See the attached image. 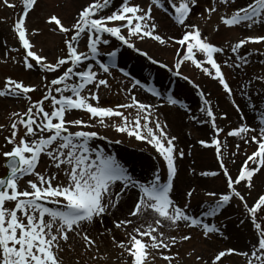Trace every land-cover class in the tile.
<instances>
[{"label": "snow or ice", "instance_id": "6c2138e0", "mask_svg": "<svg viewBox=\"0 0 264 264\" xmlns=\"http://www.w3.org/2000/svg\"><path fill=\"white\" fill-rule=\"evenodd\" d=\"M4 3L14 7L9 0ZM198 3L199 0H151L149 5L142 7L134 0H119L118 4H114V0H85L68 18L56 13L47 17V24L53 26L50 30L67 37L63 41L65 54L49 60L30 38L39 30H29L26 24L29 12L38 6V0H23L22 12L12 25L24 50L21 63L27 70L56 75L50 80L46 75L41 76L45 92L38 100H33L30 95L37 85L25 84L12 77H6L3 89H0V98L25 102L23 111H11L7 125L0 124V129L7 128L10 132L0 145V169L4 172L0 176V264H65L62 253L66 248L72 249L69 241L75 237L82 239L85 249L99 254V244L89 234V228L97 223L103 225L106 216H114L122 206V196H131L133 203L124 218L114 217L112 224L121 229L127 239L117 240L112 236L111 240L120 250L118 258L124 264H155L157 258L165 264H182L180 253L172 249L193 240V233L182 229H201L200 238L205 242L223 237L220 227L206 223L188 211L195 189L183 193V204L174 198L176 160L185 153L174 143L177 137L169 135L167 123L160 120L157 107L137 98L133 89L138 85L143 87L140 81H131V87L119 89L126 94L127 102L124 103L102 105L99 94L101 86L110 90L107 77L116 67L118 53L105 49L107 63L98 57L104 46L111 47V38H114L199 89L200 85L181 71L185 62H191L232 96L222 65L243 69L250 62L248 55L251 52L241 55L240 49L248 43L264 42V35H246L238 39L228 45V51L234 57L218 62L216 54L224 53L225 48L209 42L197 24L188 22ZM232 3L234 0H219L225 7H231ZM169 6L172 10L169 18L183 29L180 37H165L158 32L160 25L154 7L169 14ZM216 11L215 4H211L197 15L203 17L207 13L210 16ZM220 20L226 27L243 25L252 29L255 25H264V0H250L245 6L236 7L230 15L221 16ZM147 38L162 46L176 47V59L171 67L136 46V40ZM82 43L84 50H80ZM197 53L203 59H197ZM255 79L264 93V73ZM249 87L251 81L241 85L242 89ZM242 94L248 95L247 92ZM152 95L161 98L160 92L152 90ZM200 96L203 100L200 111L211 123L213 136L210 141L201 139L197 143L214 148L228 189L219 195L206 192L207 196H218V199L202 215L215 217L233 198L238 199L256 229L257 243L252 246L250 255L229 247L216 251L208 260L196 255L195 261L198 264H224L223 258L235 253L245 256L246 264H264V227L257 222L258 215L264 212V192L249 205L246 196L236 187L243 184L250 190L254 187V176L264 173V112L259 115L258 124L240 123L225 133L226 137H239L244 145L253 146L233 177L225 165L226 153L221 151L226 147V141L219 138L224 129L216 124L212 103L203 90ZM45 102H48L47 106ZM163 102L168 105L178 103L172 96L163 98ZM232 103L240 113V119L245 120L239 104L234 100ZM249 107L257 110L255 104ZM128 109H134V114L126 113ZM81 112L88 118L76 116ZM220 115L223 119L227 114ZM113 118H119L120 122L116 123ZM190 118L197 119L195 116ZM106 120L113 122L109 124ZM97 126L111 127L146 142L164 161L166 177L162 178L157 169L151 179L144 182L134 179L120 160L95 143L97 138L108 139L94 130ZM235 148L238 151L240 145L236 144ZM218 174L214 171L201 173L203 176ZM58 175L64 177L63 181L57 180ZM112 231V228L104 229V232ZM187 255L192 256V251Z\"/></svg>", "mask_w": 264, "mask_h": 264}, {"label": "rangeland", "instance_id": "374dc122", "mask_svg": "<svg viewBox=\"0 0 264 264\" xmlns=\"http://www.w3.org/2000/svg\"><path fill=\"white\" fill-rule=\"evenodd\" d=\"M85 0H38V6L31 10L26 21L29 30L38 29V34L31 35V40L35 43L38 49H42V53L49 60L65 54V45L63 41L67 38L62 34L55 33L50 29L52 25L47 24L46 20L50 14L56 13L64 18L70 17L76 8H78ZM142 7H146L151 3V0H134ZM250 0H234L231 7H225L219 4V0H199L198 5L191 13L189 23H195L201 29L202 35L207 37L208 41L225 48L224 53L216 54L218 62L223 61L228 57H234L228 51V45L235 43L238 39L246 35H264V25L258 24L252 29H247L241 26L226 27L220 20V17L231 14L236 7L245 6ZM119 0H114V4H118ZM9 4L14 7H9L0 0V89H3L6 77H12L23 81L25 84H35L37 88L30 93L33 100H38L44 94L45 89L42 87L44 81L42 75H46L48 79H52L55 73H41L39 70H27L23 67L21 60L24 50L20 47L18 40L12 30L14 21L22 12L23 0H9ZM215 4L217 11L210 16L205 13L203 17L197 15L202 13L204 7ZM172 10L169 6V14H165L162 10L155 9L154 15L160 25L158 32L165 37L173 36L180 37L183 29L176 25L169 17ZM65 22H69L65 19ZM136 46L155 59L168 63L171 67L175 62V46H162L158 42L150 38L144 41H135ZM15 49V50H14ZM106 50H116V67L111 69L112 75L108 76L110 90L104 89L101 86L100 97L101 104L111 106L116 103H124L126 94L119 92V89L131 87V81L139 80L143 86H136L133 91L137 98L153 103L160 113V120L166 121L167 131L170 136H176L177 140L174 143L182 150L185 155L176 160L177 176L174 180L175 195L174 198L179 204H183V193L188 189H195L191 198L188 211L199 216L206 223L216 225L221 228L224 235L217 237L211 241L205 242L200 238L201 229H182L183 232L191 231L193 240L183 242L178 248L174 247L172 251L180 253L179 259L182 264H198L195 261L196 255H201L206 260L212 255L225 248H235L239 252L251 253L252 246L257 243V233L254 225L251 223L248 214L243 210L242 204L236 198H233L231 203L224 207L221 212L215 217H205L203 212L208 210L209 205L215 202L217 197H209L206 192H216L218 195L228 191L226 179L219 168L218 159L213 147H203L197 141L203 139L210 141L213 136L211 123L207 122V118L200 111L203 107V100L200 92L203 90L206 98H208L213 106L216 114V124L223 128L224 131L219 134L221 141H226V147H222L221 151L226 153L224 156L225 165L229 169V173L235 177L238 170L246 158L245 154L253 150V146L244 145L239 137L225 136L230 129L237 127L240 123H248L250 125L258 124L259 115L264 112V93L261 92V84L255 78L264 73V42L260 44L248 43L240 49L241 55H248L249 64L243 69H230L222 65V70L225 73L226 79L233 91L232 96H228L222 86L218 82L200 69H197L191 62H185L181 71L184 75L191 78L195 84L200 85L197 89L193 84L185 81L182 77L176 76L173 72L162 68L159 64H153L145 56L140 53L121 45L114 38H111V47L104 46L101 51V56L98 57L102 62L107 63ZM80 50H84L83 43L80 45ZM258 50V51H257ZM197 59H203L200 53H197ZM206 67L208 65L205 64ZM127 73V75H125ZM251 81V87L242 89L241 85ZM152 90L160 92L161 98L158 99L152 95ZM242 92H247L248 95H243ZM258 93H260L258 95ZM172 96L178 101L175 105L162 103L163 98ZM239 104L241 112L245 120L240 119V113H237L232 101ZM46 106L48 102H45ZM181 104L184 107H181ZM257 105V110H253L249 105ZM25 102L14 101L11 98H0V124L7 125L8 114L13 111H23ZM127 112L134 114V109H128ZM221 113H226V117L221 118ZM77 117L87 119L84 113H77ZM191 116L197 117L196 120L191 119ZM116 123H119V118H113ZM203 120L204 122H198ZM107 123H112V120H106ZM101 136L108 137L107 140L97 138L95 143L100 148L104 149L108 154L115 156L134 179L139 178L141 182L145 179H151L155 170H159L162 178L166 177V165L156 151L147 145L144 141H138L135 137H128L127 134H122L115 131L114 128H102L97 126L96 129ZM7 128L0 129V145L4 143V136L9 135ZM120 140V143H116ZM239 144L240 149L237 151L235 145ZM217 172L216 176H203L202 172ZM4 174L3 169H0V176ZM62 175L57 176V180L63 181ZM23 185V182H21ZM251 205L259 194L264 192V173H257L254 176V187L247 189L243 184L236 186ZM122 206L119 211L113 215L104 218L103 225L97 223L89 228V234L96 238L99 244V254L94 250L85 249L83 241L80 237L70 239L72 249H65L62 253L65 264H124V261L119 257L120 250L112 244L111 237L115 236L117 240H126L127 237L121 229H116L112 224L114 217L124 218L128 208L132 205L131 196L121 197ZM257 222L264 227V212L257 217ZM105 228H112V232H104ZM101 233H103L101 235ZM195 249V251H193ZM192 251V256L187 253ZM95 256V259H93ZM224 264H246L247 258L243 255L235 253L226 256ZM155 264H165L164 261L157 258ZM175 264V262H174Z\"/></svg>", "mask_w": 264, "mask_h": 264}]
</instances>
